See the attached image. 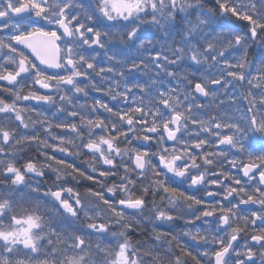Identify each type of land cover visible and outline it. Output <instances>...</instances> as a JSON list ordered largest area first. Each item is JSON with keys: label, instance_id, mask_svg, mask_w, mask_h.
Wrapping results in <instances>:
<instances>
[{"label": "snow or ice", "instance_id": "6c2138e0", "mask_svg": "<svg viewBox=\"0 0 264 264\" xmlns=\"http://www.w3.org/2000/svg\"><path fill=\"white\" fill-rule=\"evenodd\" d=\"M0 264H264V0H0Z\"/></svg>", "mask_w": 264, "mask_h": 264}]
</instances>
